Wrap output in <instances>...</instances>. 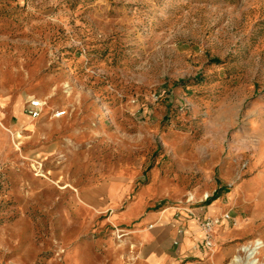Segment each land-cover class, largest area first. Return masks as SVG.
<instances>
[{
  "label": "rangeland",
  "instance_id": "obj_1",
  "mask_svg": "<svg viewBox=\"0 0 264 264\" xmlns=\"http://www.w3.org/2000/svg\"><path fill=\"white\" fill-rule=\"evenodd\" d=\"M261 200L264 0H0V264H146L131 230L184 204L262 264Z\"/></svg>",
  "mask_w": 264,
  "mask_h": 264
},
{
  "label": "crops",
  "instance_id": "obj_2",
  "mask_svg": "<svg viewBox=\"0 0 264 264\" xmlns=\"http://www.w3.org/2000/svg\"><path fill=\"white\" fill-rule=\"evenodd\" d=\"M106 194L107 210H112L111 205L116 206L119 202L115 186L109 184ZM232 199L233 197L230 198V201ZM249 200L251 203V200L256 199L246 195L243 201L248 203ZM103 203L104 200L100 202V204ZM262 203L264 200H261L260 204L262 205ZM140 207L141 200L137 199L125 210L120 211L122 214H118L117 218L120 219L123 213L127 214V212L136 209L126 218V220H131ZM218 207V203L214 205V208ZM258 209L260 208L255 207V210ZM113 215L115 213L111 215V218ZM205 215L202 207H190L188 204L167 205L160 210L149 212L144 218L143 224L131 230L135 243L144 252L146 264H224L231 255L233 256V245L230 240L241 229L230 228L227 221H223L214 229L212 247L207 248L203 244V233L198 227V220ZM149 222L150 226L145 228Z\"/></svg>",
  "mask_w": 264,
  "mask_h": 264
},
{
  "label": "built area",
  "instance_id": "obj_3",
  "mask_svg": "<svg viewBox=\"0 0 264 264\" xmlns=\"http://www.w3.org/2000/svg\"><path fill=\"white\" fill-rule=\"evenodd\" d=\"M42 108V104L37 99H32L28 103L27 112L31 117H38ZM63 111L55 112L54 116L59 117L63 114ZM230 216L228 213H224L221 216L205 215L198 220V227L203 233V244L205 247L210 248L213 245L214 229L219 226L223 221H228ZM181 232V230H179ZM177 243V241H175Z\"/></svg>",
  "mask_w": 264,
  "mask_h": 264
},
{
  "label": "bare ground",
  "instance_id": "obj_4",
  "mask_svg": "<svg viewBox=\"0 0 264 264\" xmlns=\"http://www.w3.org/2000/svg\"><path fill=\"white\" fill-rule=\"evenodd\" d=\"M263 242L260 240H255L251 245H246L242 248V250L246 253V256L249 260V264H255L259 261L258 259V251L262 247ZM233 262L230 264H233L234 262H239V256H234L233 257ZM264 264V261L262 262Z\"/></svg>",
  "mask_w": 264,
  "mask_h": 264
},
{
  "label": "trees",
  "instance_id": "obj_5",
  "mask_svg": "<svg viewBox=\"0 0 264 264\" xmlns=\"http://www.w3.org/2000/svg\"><path fill=\"white\" fill-rule=\"evenodd\" d=\"M217 196L218 195L213 196L210 201L214 200ZM210 201L208 203H210Z\"/></svg>",
  "mask_w": 264,
  "mask_h": 264
}]
</instances>
